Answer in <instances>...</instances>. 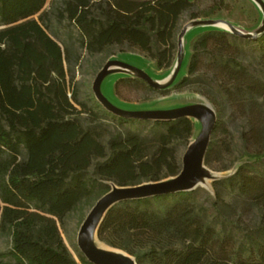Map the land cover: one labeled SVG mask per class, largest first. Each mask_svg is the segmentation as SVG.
Wrapping results in <instances>:
<instances>
[{
    "label": "trees",
    "instance_id": "16d2710c",
    "mask_svg": "<svg viewBox=\"0 0 264 264\" xmlns=\"http://www.w3.org/2000/svg\"><path fill=\"white\" fill-rule=\"evenodd\" d=\"M195 1L64 0L61 15L74 22L89 52L127 43L156 59L159 69L171 66L179 19ZM46 2L0 0V235L11 241L0 252V264H79L60 233L64 218L101 181L133 186L177 176L181 162L174 143L193 133L189 117L161 119L152 135L131 131L112 137L108 155L101 136L77 117L84 109L76 106L81 105L76 92H68L69 49L45 29ZM246 39L263 47L264 65V32ZM192 44L188 75L179 87L211 68L229 100L248 112L255 131L264 81L246 70L243 51L220 29L203 32ZM124 81H116L117 93ZM209 155L208 150L207 163ZM103 158L89 174L93 161ZM227 180L245 200L261 206L264 218V176L241 165ZM192 193L179 192L174 201V195L163 194L120 202L105 214L98 238L138 264H264V243L256 253L234 259L232 243L219 241L197 214L187 197ZM152 201L168 203L161 213L150 207ZM81 261L90 264L84 257Z\"/></svg>",
    "mask_w": 264,
    "mask_h": 264
},
{
    "label": "rangeland",
    "instance_id": "374dc122",
    "mask_svg": "<svg viewBox=\"0 0 264 264\" xmlns=\"http://www.w3.org/2000/svg\"><path fill=\"white\" fill-rule=\"evenodd\" d=\"M64 0H47L43 10L46 12L45 29L50 36L56 40L63 49H69V94L76 92L81 105L76 104L79 110L84 112L77 115L85 129L91 128L100 136L108 149V142L112 137L124 135L127 132H135L142 136H149L160 130L151 117L146 118H124L111 112L103 105L94 91V84L98 79L100 70L109 61L115 64L131 66L149 74L152 79L163 80L173 77V69L177 62L178 36L192 19H221L232 24L242 32L255 33L261 26L264 12L255 0H196L194 5L184 11L179 19L177 30L173 38L175 44L173 62L170 67L157 68V60L152 59L145 51L127 43H114L98 53H91L81 46V33L70 19L62 16ZM192 14H198L192 18ZM37 17V16H36ZM211 29H220L228 33L229 39L238 45L243 51L242 64L246 70L255 77L264 81V65L261 64L263 47L253 39H242L231 30L220 26L197 25L188 28L183 39L184 61L179 74L166 87H154L144 82L138 74H124L118 72H107L99 84V91L113 107L126 112L139 111H169L190 110L191 108H204L207 102L212 104L215 112L216 122L210 137L207 151L210 152V163L205 161L196 170L192 178L186 179L178 191L168 193L174 195L170 201L178 199L179 192H191L186 188L200 182L192 189L193 193L187 195L190 202L196 206V212L204 220L206 225L212 226L219 238H227L234 249V259L237 255L248 257L257 252L259 244L264 243V218L260 205L245 200L232 189L228 178L232 176L239 166H245L250 172L264 176V100L259 110L254 113L255 131L251 130L250 115L245 109L233 104L221 86L220 81L214 78L212 69H204L197 75L191 76V83L188 86L179 87V82L188 75L187 67L192 53V43L203 32ZM114 64V65H115ZM119 79L126 81L119 84V92L115 90V83ZM158 83V82H157ZM160 83V82H159ZM164 84V83H161ZM193 122L191 137L177 140L174 146L178 150L179 162L183 168V158L197 143L203 134L204 121L197 115H190ZM206 151V152H207ZM110 149H108V155ZM106 158L96 159L89 169L92 174L97 163L103 162ZM177 176H170L161 181H142L133 186H122L125 188L114 189L116 183L112 181H101L93 189L89 199L79 203L75 210L70 212L60 225V233L65 244L74 259L83 264L81 257L85 256L79 245V233L82 223L92 210L91 208L106 193L125 190L137 191L146 190L164 184L172 183ZM210 179V187L203 183ZM217 186L216 181H222ZM117 185V184H116ZM119 187H121L119 185ZM221 190V199L217 198V190ZM152 198L153 196H148ZM137 199V198H134ZM134 199L119 200L114 205L123 201H134ZM142 199V198H141ZM168 202L152 201L151 208L163 212ZM113 205V206H114ZM144 207V206H142ZM93 226V225H92ZM92 230V228H91ZM91 231L89 232V238ZM98 238V237H96ZM93 238L90 248L101 257H108L116 261L128 263V259L122 254L111 250H104L100 247L97 239ZM99 239V238H98ZM100 240V239H99ZM103 242V241H101ZM105 245L109 244L103 242ZM11 247L8 235H0V252ZM131 255V254H130ZM132 256V255H131ZM136 259L134 256H132ZM88 261V260H87ZM89 262V261H88ZM90 263V262H89ZM91 264V263H90Z\"/></svg>",
    "mask_w": 264,
    "mask_h": 264
},
{
    "label": "water",
    "instance_id": "95a60500",
    "mask_svg": "<svg viewBox=\"0 0 264 264\" xmlns=\"http://www.w3.org/2000/svg\"><path fill=\"white\" fill-rule=\"evenodd\" d=\"M256 3L259 4V6H261L263 12H264V0H255ZM197 25H209V26H221V25H226L228 27L229 30H231L234 34L240 36L241 38H256L259 35H261L262 32H264V18H263V22L260 26V28L255 32H242L241 30L237 29L236 27H234L232 24L230 25L228 22L221 20V19H208V18H201V19H192L189 23H187L186 26H184L182 29V31L180 32L179 36H178V52H177V62L174 66L173 69V77L171 78V80L168 83H157L156 81H154L152 79V77L147 74L146 72H143L141 70H137V74L141 77L142 80L146 81L149 85L154 86V87H166L168 86L171 82L174 81V79L177 77V75L179 74V70L183 64V57H184V44H183V39L185 37V35L187 34L188 28L192 27V26H197ZM115 64V62H107L105 64V66L100 70V73L98 75V79L96 80L95 84H94V91L96 92V95L99 99V101L105 105L111 112H113L114 114H117L119 116L122 117H126V118H131V117H135V118H146V117H151L153 119L156 120H161V119H175V117L177 116H186L189 117L190 115H209V120L207 121V123H205L204 126V130H203V134L201 139L195 143L194 145L191 146V149L194 146H199L202 148V157L201 160H203V156L206 155V151L208 148V144L210 142V137L212 134V130L215 126V122H216V117H215V112L214 109L212 107V104L210 102H207V106L204 108H191L190 110H178L175 112H169V111H139V112H126V111H122L119 108H115L112 105H110L108 103V101L104 98L103 94L101 91H99V84L100 81L103 79L104 75L108 72V70L110 69L111 66H113ZM126 66V65H125ZM129 67V66H128ZM190 149V150H191ZM189 150V151H190ZM188 151V152H189ZM188 152L185 154L184 158H183V168L181 169V171L177 174V178L169 184H164L163 186H157V187H153V188H148L146 190H137V191H125V190H118V191H113V192H109L106 193L100 200H98L96 202V204L91 208L92 210L90 211V213L88 214V216L86 217V219L84 220V222L82 223V227L80 229V233H79V245L80 248L82 250L83 253H85V256L87 257V260L91 263V264H132L130 259L128 257H126L129 261L128 263L124 262V261H116L113 259H110L108 257H101L100 255L94 253L93 249L90 248V243L92 242L93 238L98 237V230L100 228L101 222L103 220V218L105 217V214L107 213V211L110 209V207H112L116 202H119V200H125V199H141V198H148V196H157V195H163V194H168V193H172L174 191H178L181 185L183 184V182L188 179V178H192L196 172V170L198 169V166L195 171L192 173V175H189L190 172V163L187 161V156H188ZM202 163V161H201ZM200 163V164H201ZM198 185H201L200 182H197L195 184H193L191 187L186 188L189 191H192V189H194L195 187H197ZM119 188H125V187H119L118 185H114V189H119ZM93 225V226H92ZM92 228V230H91ZM91 231V235L89 238V232ZM112 247V246H111ZM114 248V247H113ZM117 249V248H116ZM120 250V249H119ZM125 257V256H124ZM135 260V264L137 263V260Z\"/></svg>",
    "mask_w": 264,
    "mask_h": 264
},
{
    "label": "bare ground",
    "instance_id": "6f19581e",
    "mask_svg": "<svg viewBox=\"0 0 264 264\" xmlns=\"http://www.w3.org/2000/svg\"><path fill=\"white\" fill-rule=\"evenodd\" d=\"M220 27L228 29V27L226 25H221ZM108 72H118V73H124V74H137V70L131 66H125L122 64H115L113 66L110 67V69L108 70ZM170 79V77L163 79V80H155L156 82H160V83H165L166 81H168ZM199 117L201 119H203L204 124L207 123V121L209 120V115L205 114V115H199ZM202 148L199 146H194L189 152H188V156H187V161L190 163V172L189 175H192V173L195 171V169L200 165L201 163V157H202ZM210 179L207 178V182L203 183L204 186H208L210 187ZM98 243L100 244V247L104 250L108 249L111 251H114L118 254H122L125 257H128L131 261L132 264H135V260L134 258L126 251L124 250H119L116 248H113L111 246L105 245L103 242H101V240H99L98 238H96Z\"/></svg>",
    "mask_w": 264,
    "mask_h": 264
}]
</instances>
